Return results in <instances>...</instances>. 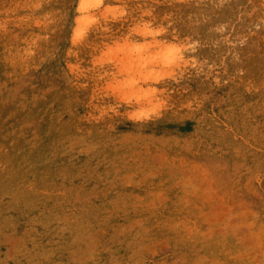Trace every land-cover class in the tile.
Segmentation results:
<instances>
[{
    "label": "rangeland",
    "instance_id": "1",
    "mask_svg": "<svg viewBox=\"0 0 264 264\" xmlns=\"http://www.w3.org/2000/svg\"><path fill=\"white\" fill-rule=\"evenodd\" d=\"M0 264H264V0H0Z\"/></svg>",
    "mask_w": 264,
    "mask_h": 264
},
{
    "label": "bare ground",
    "instance_id": "2",
    "mask_svg": "<svg viewBox=\"0 0 264 264\" xmlns=\"http://www.w3.org/2000/svg\"><path fill=\"white\" fill-rule=\"evenodd\" d=\"M89 1H91V0H89ZM100 4H101V3H100ZM86 9L89 10L90 8H88V7H83L81 10H84V11H85ZM166 61H167V62H171V61H173V60H172V59H166ZM148 65H149V64H148Z\"/></svg>",
    "mask_w": 264,
    "mask_h": 264
}]
</instances>
